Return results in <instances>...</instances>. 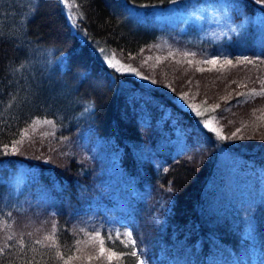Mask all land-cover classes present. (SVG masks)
I'll list each match as a JSON object with an SVG mask.
<instances>
[{
	"label": "trees",
	"instance_id": "1",
	"mask_svg": "<svg viewBox=\"0 0 264 264\" xmlns=\"http://www.w3.org/2000/svg\"><path fill=\"white\" fill-rule=\"evenodd\" d=\"M174 1L0 0V149L9 145L0 154V218L21 214L30 203H20L9 185L10 171L22 164L52 188L47 214L57 220L55 244L29 229L0 238V264H69L84 223L74 205L114 177L104 147L142 188L163 194L172 207L169 231L158 225L157 246L147 238L137 240L139 249L106 241L117 254L109 264H138L144 247L161 257L162 245L166 256L158 262L176 255L183 264H198L194 259L205 254L222 259L214 264L243 255L248 264L261 261L254 247L264 249V42L234 33L231 44L226 38L188 42L189 28L168 32L155 17L132 11ZM239 3L244 8L234 13L240 20L264 17V0ZM100 49L113 51L152 84L104 64ZM213 59L216 64L208 63ZM146 85L154 91L148 94ZM43 119L53 123V135L40 130ZM20 140L13 153L11 145ZM213 203L222 214L207 215L205 208L200 215L199 206ZM244 214L257 224L254 245ZM173 230L181 231L177 239Z\"/></svg>",
	"mask_w": 264,
	"mask_h": 264
},
{
	"label": "rangeland",
	"instance_id": "2",
	"mask_svg": "<svg viewBox=\"0 0 264 264\" xmlns=\"http://www.w3.org/2000/svg\"><path fill=\"white\" fill-rule=\"evenodd\" d=\"M239 1L241 0H175L166 6L143 10L132 9V11L138 16L150 15L155 17L161 22V26L166 28L168 32H173L178 30V28L182 30L189 28L186 33L187 37H185V40L188 42H195V40L198 41V39L202 40L203 38L202 41L211 44L219 39L226 38L231 44L234 42L231 34L234 33L248 35L251 38L253 37L255 42L263 43L264 17L261 15L254 17L247 16L246 19L240 20L239 16L234 13V9L244 8L241 7ZM135 11H139L141 15L139 12L137 13ZM193 26H195V28H193ZM190 28L192 30H190ZM196 34L199 36L196 37ZM233 49L234 47L229 48L228 50L231 52L228 53H233ZM221 51H224L223 53L226 52L223 48ZM98 53L100 54L101 61L106 65L111 61L112 65H114L112 68L115 70L123 74H131L141 80L146 78L134 67L124 64L113 51H104L100 49ZM133 69L135 71H132ZM145 80H147V78ZM151 82L149 83L152 84ZM145 88L148 90V94L154 91L153 87H147L146 85ZM141 109H143V113L146 116H149L147 107H142ZM44 121L48 120L43 119L37 122V125L42 128L40 130H44L49 136L53 135V123H45ZM34 127L33 129H37V126ZM40 130L37 129L36 133L40 132ZM60 144H62V140L61 143L59 142V146L57 145L58 150H62ZM103 154L110 160L109 167L106 168L107 173L114 177L108 180L104 188H95L96 190L93 192L84 194L80 198V201L74 205L73 213H83L80 217H82L85 224L83 223V225H81V231H83V233L79 234L77 248L76 251H74V255L69 260V264H109L117 257L112 260L108 259L112 251L106 248V241L117 243L120 247L127 246L126 242L133 243L134 241L133 245L135 249H139L137 240L140 241L146 238L147 243L154 240L155 246H157L158 225L163 234L169 231L167 214L168 212H172L171 200L168 198L166 200L163 194V197H157L156 194L150 192L148 187L142 188L141 186L143 183L139 182L140 179L131 176L120 166L115 151L110 150L108 147H104ZM30 172L31 170L21 164L16 170H11L9 173V185L16 193L17 197L20 193V203L23 200H28L30 203L19 210L21 214H17L13 218L7 215L1 216L0 238L3 236L8 238L17 232L29 229L34 231L33 236H40L42 239H45V241L47 240L55 244L56 239H54L53 231L55 225L57 227V220H54L52 216L50 217L48 215L52 213L50 211L53 210L52 202L55 199L52 195V188L46 187L42 180L40 181V178L37 180L34 174ZM111 183L114 184L115 187L112 186ZM116 184L120 186L119 189H115ZM59 190H61L60 187ZM228 192H232L234 196V190ZM226 195L227 193L225 196ZM233 196L227 195L231 202L234 201ZM236 198L237 197H235V199ZM30 205H32V208L29 207ZM35 205L37 206L35 207ZM49 205H51V209L45 212L44 209L46 206L49 207ZM18 206H20V204ZM207 206L208 207L202 205L198 207L200 215L203 217L206 215L204 214L205 208L209 209L207 215L210 213L213 215L216 213L222 214L224 211L221 210V206H217L216 203L208 204ZM134 217L136 219L131 221L130 218ZM240 218L238 219L240 220ZM242 220L244 221V228L247 236L251 235L252 237V234L256 235L257 224L252 214H244ZM94 222L100 224L99 229L95 228ZM75 223L80 225L77 221ZM115 230H117V232H115ZM129 232L132 234L130 238L126 235H121ZM180 233V230H173L172 238L177 239V234L180 235ZM183 235L184 239L186 234L183 233ZM254 235L252 237L253 245L257 243V238ZM109 236L112 237L111 240L108 239ZM101 239L104 241L103 247L105 250L103 254L100 252ZM182 241V244L187 243V240ZM163 246L164 245L160 248L162 256L155 258L145 253L144 247L143 252H140V260H143L145 264H177V262L178 264H183V259L176 255L169 256L166 262H158V260L166 256V247ZM258 247H254V249H256V254L261 255V258H257L261 261L256 263L252 262L251 264H264V249L258 250ZM243 257H241V261L236 259L232 264H241V262H243V264H248L246 255H243ZM174 259L178 261L176 262ZM194 260L199 262L198 264H202L203 262H205V264L210 262L214 264L213 262L217 261L219 263L222 259L214 258L211 254H205L204 257H200L199 259L195 258ZM221 264L226 263L223 261Z\"/></svg>",
	"mask_w": 264,
	"mask_h": 264
},
{
	"label": "snow or ice",
	"instance_id": "3",
	"mask_svg": "<svg viewBox=\"0 0 264 264\" xmlns=\"http://www.w3.org/2000/svg\"><path fill=\"white\" fill-rule=\"evenodd\" d=\"M245 60H247V58H245ZM208 63L216 64L217 61H216L215 59H213V60L208 61ZM226 63L231 64L232 61H231V60H228V61H226ZM108 66H109V67H114V65H112L111 61L108 62ZM132 71H135V70L133 69ZM181 101L183 102V98H181ZM185 107H189V106H188V105H185ZM216 107H219V105H216ZM196 114H197V115H200L199 112H197ZM44 122H45V123H52L51 121H44ZM204 127L208 128V129H209L210 131H212V132H216V129H214V128L211 127V124H210L209 121H205V122H204ZM237 131H239V130H237ZM216 134H217V137H218L219 139H221V140H224V139H228V138H229V137L224 136V135H222V134H220V133H216ZM236 135H237V133H233V134H232V138H235ZM241 138H242V137H241ZM22 142H23V141L20 140V141H17L16 144L11 145V151H12L13 153L18 152V151H19V148L17 147V145L21 144ZM8 149H9V145H4V146H3V149H0V154H7V150H8ZM121 235H126V236H128V237L130 238L132 234L129 232V233L121 234ZM108 239L111 240L112 237L109 236ZM133 243H134V241H133ZM100 244H101L100 252L103 254V252H104V250H105L104 247H103V244H104L103 239H101ZM130 254H131L132 256H137V252H135V251L131 252ZM115 257H117L116 252H112V253L109 255L108 259H109V260H112V259L115 258ZM138 264H145V262H144L143 260H139V261H138Z\"/></svg>",
	"mask_w": 264,
	"mask_h": 264
}]
</instances>
